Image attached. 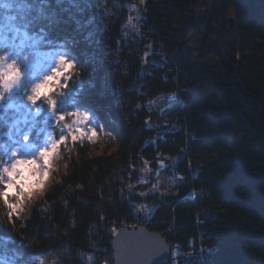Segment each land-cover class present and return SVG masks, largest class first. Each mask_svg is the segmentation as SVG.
Masks as SVG:
<instances>
[{
  "label": "trees",
  "instance_id": "trees-1",
  "mask_svg": "<svg viewBox=\"0 0 264 264\" xmlns=\"http://www.w3.org/2000/svg\"><path fill=\"white\" fill-rule=\"evenodd\" d=\"M198 2L147 0L148 15L138 20L140 37L130 42L127 21L137 0H75V6L50 0L45 11L55 9L59 22L51 30L47 21L41 27L83 63L73 70V81L83 82L78 99L108 113L122 139L110 157L89 156L85 144L69 142L71 150L63 149L58 159L59 178L23 220L12 221L0 200V264H36L38 256H52L56 264H113L112 230L130 225H143L172 242L169 264H264V7L259 0H212L201 53L189 62V34L204 16ZM28 3L31 18L38 0ZM0 13L9 15L5 9ZM214 22L224 34L212 29ZM13 23L23 29L19 19H6L0 47L19 48L25 40L23 32L10 31ZM28 34L27 44L35 42V49L25 46V55L40 61L54 54L53 47L39 42L43 33L29 29ZM151 41L159 51L145 58ZM115 57L127 61L118 78L137 111L124 113L117 95L103 89L101 76L96 79L97 61ZM173 57L178 63L169 62ZM169 64L180 65V71L169 70ZM172 93L186 104L187 117L155 145L146 102ZM0 126L5 133L0 143L6 144L8 133L16 138L17 129L27 131L31 120L25 123L23 112L8 109ZM47 131L38 119L33 139L43 143ZM158 153L185 156L174 169L185 177L177 191L130 190L122 183L125 168Z\"/></svg>",
  "mask_w": 264,
  "mask_h": 264
},
{
  "label": "snow or ice",
  "instance_id": "snow-or-ice-1",
  "mask_svg": "<svg viewBox=\"0 0 264 264\" xmlns=\"http://www.w3.org/2000/svg\"><path fill=\"white\" fill-rule=\"evenodd\" d=\"M63 2L64 0H56L57 5ZM68 2L75 6V0ZM33 3H37V0H33ZM140 3L144 4L145 0H140ZM38 5L36 15L29 18L28 14L33 8L28 0H0V9H5L9 13V15L0 13V26L6 19L12 22L19 19L23 22V29L13 23L10 31L23 32L25 37L19 48L0 47V120H3V113L8 109L23 112L25 123L31 120V127L27 131L17 129L16 138H12L8 133L10 143H0V200H3L7 208L9 218L22 214L25 211V204L40 194L34 190L32 181H35V185L39 188L45 186V180L50 176L55 162L62 158V150H71L69 142L72 145L77 142L83 145L85 140L95 143L98 130L101 129V126L95 122L94 108L83 99H78L83 82L73 81V70L78 71L77 66L82 68L83 63L65 43L58 42L50 36L49 30L59 22L56 20L55 9L51 13L45 11L46 8L51 7L50 0H38ZM130 11L137 12V16L129 15L127 25L135 29L133 19L139 20L142 17L139 16L134 5L130 7ZM45 21L49 30L41 27ZM29 29H37L43 33L39 42L46 43L54 49V54H49L46 64L38 61L35 55L24 54L25 46L35 49V42L27 44L31 39L28 34ZM44 37L48 39L45 40ZM147 56L148 53H145V58ZM70 82L75 84V88L70 87ZM174 100L175 94H171L160 96L150 103L157 105L168 103L172 108ZM160 111L163 113L164 109L161 108ZM38 119H42L49 129L43 143H39L38 138L33 139L32 129L36 127ZM146 124L149 129L152 127L147 121ZM4 135L0 126V137ZM179 163V159L173 161V166ZM159 166L161 169L165 168L163 161ZM180 179L184 178L180 177ZM144 182L141 180V183ZM132 187L133 185L130 184L129 189L131 190ZM149 211L153 210L149 209ZM116 235L123 236L124 233L117 232ZM165 251L168 249L162 244L150 252L142 248L137 249L138 254L144 257L142 264H151L155 256ZM88 259L91 260L92 257L89 256ZM24 264H31V261L25 260ZM40 264H44L43 260ZM196 264L203 262L198 261Z\"/></svg>",
  "mask_w": 264,
  "mask_h": 264
},
{
  "label": "rangeland",
  "instance_id": "rangeland-1",
  "mask_svg": "<svg viewBox=\"0 0 264 264\" xmlns=\"http://www.w3.org/2000/svg\"><path fill=\"white\" fill-rule=\"evenodd\" d=\"M146 1L147 0H145V3ZM211 1L212 0H199L198 2L199 7L201 8L200 10L204 14V16L203 18L201 17V15L198 17V20L196 22L197 29L195 30V32L189 34L190 46L188 47V50L185 53V57L186 59H188L189 62H194L197 56L201 53L204 34L209 30L208 25L206 24H208L207 22L210 20V14L206 10V8L209 7ZM145 3L141 4L140 0H137V4H135V7L138 10L140 17H147L148 15L147 9L144 6ZM132 13L133 17L137 16V12L132 11ZM203 20H206L205 25H201ZM133 23L136 25L135 29L132 28L131 25H128V32L130 33L131 39L130 42L135 41L137 37H140L139 27L141 23L136 19L133 21ZM212 29L214 31L224 34L221 27L215 22L212 25ZM223 41L224 38H221L219 40V45H222L221 42ZM149 45H151V47H149ZM145 47L147 48L145 53L148 54H152L153 52L158 53L159 51V48L156 46V43L154 41H151V43H147ZM39 59H41L40 62L48 61L49 56H41ZM169 62L178 63L175 57H173L172 60H170ZM126 63L127 61L125 59H122L121 57H115V59H99L96 63L98 71L96 74V79L101 76L103 89L105 91H110L111 95H117L118 104L120 105L124 113H127L130 110L137 111V107L132 108V100L127 96L126 93L123 92L118 78V71ZM178 66L174 67V65L169 64V70L173 71L175 69L176 71H180V65ZM172 94H175V100L172 102V108L169 107L168 103H160L158 105L150 103L151 101L157 100L158 97L149 99L146 102V108L149 112L147 122H149L152 126L150 129L154 133V137L151 138V140L155 145L167 131L180 129V121L185 120L187 117L186 104L180 100L176 93ZM161 108L164 109L163 113H161L160 111ZM94 115L95 122L101 126V129L98 130V138L95 143H90L87 140H85V142L83 143L87 146L86 153L92 157L114 156L119 149L122 139L119 132V126L108 113L104 112L101 109H96ZM133 143L138 144L137 138L133 140ZM185 152L188 155L187 157L191 160L190 148L187 147ZM199 155L202 154L199 153ZM170 160V156L164 155L162 153H158L157 157L152 161H148L145 158H142L137 166H132L130 168L124 169L122 183L126 184L127 188H129L130 184L133 185L131 190L145 187L152 188L153 190L159 192L177 191L178 187L184 181V179L181 180L180 177H185L178 173L177 170L172 169L170 165ZM145 161H147V164H145ZM161 161H163V163L165 164V168L163 169H161L159 166ZM113 162L115 163L116 160H113ZM60 173V163L57 160L50 176L45 180V186L43 188L37 187L35 185V181H32L34 190H36L40 194L36 198L32 199L31 201H28L25 204V211L22 214L18 216H13L10 219L12 221H14L13 218L23 220L26 214L28 213L30 207L35 205V203L40 201L46 195L47 190L59 178ZM157 173H159V175H157ZM141 180L145 182L141 183ZM112 232L116 234L117 230L113 229ZM41 260H43L44 264L57 263V260L52 256H38L35 259V263L40 264Z\"/></svg>",
  "mask_w": 264,
  "mask_h": 264
},
{
  "label": "water",
  "instance_id": "water-1",
  "mask_svg": "<svg viewBox=\"0 0 264 264\" xmlns=\"http://www.w3.org/2000/svg\"><path fill=\"white\" fill-rule=\"evenodd\" d=\"M264 7V0H259ZM231 27H234V19H230ZM180 160V163L173 166V161ZM185 160L184 155H176L170 160L173 169H178L180 164ZM117 232H123V236H113L111 243V258L113 264H142L144 257L139 255L137 249H144L150 252L158 248L161 244L168 251L162 252L155 256L151 264H169L172 259L174 244L170 242L161 233L152 231L143 225H130L120 228ZM115 242V243H114Z\"/></svg>",
  "mask_w": 264,
  "mask_h": 264
},
{
  "label": "built area",
  "instance_id": "built-area-1",
  "mask_svg": "<svg viewBox=\"0 0 264 264\" xmlns=\"http://www.w3.org/2000/svg\"><path fill=\"white\" fill-rule=\"evenodd\" d=\"M262 23H263V25H264V20H263V22H262Z\"/></svg>",
  "mask_w": 264,
  "mask_h": 264
}]
</instances>
